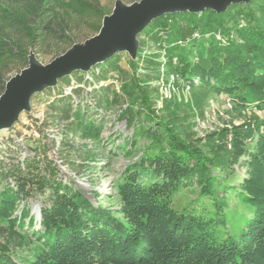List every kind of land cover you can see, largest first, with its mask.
I'll return each instance as SVG.
<instances>
[{
	"label": "trees",
	"instance_id": "obj_1",
	"mask_svg": "<svg viewBox=\"0 0 264 264\" xmlns=\"http://www.w3.org/2000/svg\"><path fill=\"white\" fill-rule=\"evenodd\" d=\"M42 2L44 6L36 11V25H29L22 16L18 19L31 44L44 40L47 33L41 32L49 29L43 27L41 16H49L52 8L47 0ZM176 20L187 22L195 32L190 39L183 36V42L177 41L182 32H176L165 44L170 70L188 81L190 88L200 82L211 91L239 93L244 104L264 102V0L232 5L224 13L168 14L154 20L138 38L146 34L161 42L160 32L167 31L168 23ZM184 42H193L192 49L184 50ZM198 42L201 47L196 51ZM174 57L177 63L173 64ZM113 58L101 64L111 66ZM28 61L27 52L12 45L0 31V95L9 81L8 73L2 70L4 62H15L24 70ZM68 78L71 76L59 84L70 83L72 92L54 95L55 119L62 116L69 120L75 110L84 132L97 138L98 128L84 121L83 109L73 105L82 88H75ZM138 87L141 106L137 111L129 109L127 123L135 137L147 135L152 143L140 162L129 167L120 188L125 221L116 218L113 211L94 205L70 185L51 177L39 178L32 188L49 190V204L41 209L42 231L35 235L41 245L25 264H264V134L256 140L258 150L249 154L245 144L252 133H235L230 148L224 147V154L215 161L158 117L145 89ZM54 88L48 90L52 93ZM135 144L133 140L131 146ZM242 160L250 178L223 186V172H233ZM146 176L158 180L145 183ZM15 184V190L9 185L0 189V220L23 229L26 211L12 217L17 203L31 192L24 179H17ZM194 185L199 188L198 205L181 208L175 197ZM232 192L244 212L235 213L231 208L228 194ZM9 252L0 248V264H17Z\"/></svg>",
	"mask_w": 264,
	"mask_h": 264
},
{
	"label": "rangeland",
	"instance_id": "obj_2",
	"mask_svg": "<svg viewBox=\"0 0 264 264\" xmlns=\"http://www.w3.org/2000/svg\"><path fill=\"white\" fill-rule=\"evenodd\" d=\"M47 1L52 12L41 17L43 27L46 25L49 29L41 32L47 33L44 40L31 44L18 19L22 16L29 25H36L39 20L37 8H42L44 2L0 0V31L12 45L27 52L28 60L35 56L42 65L63 55L73 45L98 35L104 19L113 14L118 2L130 6L141 0ZM186 24L181 20L168 23L167 31L160 32L161 42L142 34L138 38L136 56L119 53L114 56L111 66L98 64L95 72L93 67L67 79L75 88H82L73 99V105L84 110V121L98 128L97 138L84 132L75 118V110L69 120L62 116L55 119L57 113L52 110V105L57 100L54 101V95H69L72 87L67 82L64 83L67 86L58 83L54 94L50 90L36 94L30 111L24 112L11 129L0 132V189L9 185L15 190L16 180L24 179L29 182L31 192L17 203L12 217H20L26 211L28 215L22 219L26 224L23 229L12 226L9 220H0V248L8 249L17 264L31 260V255L41 245L35 235L42 231L40 213L42 207L49 204L50 192L32 188L39 178L51 177L68 184L81 191L94 205L113 211L116 218L125 221L120 188L129 167L140 162L152 143L147 135L139 133L135 137L127 123L129 109L133 107V111H137L141 106L140 85L156 115L174 126L183 140L199 146L208 158L217 161L222 157L223 148H230L235 133H252L245 149L249 154L258 150L256 140L264 134V102L244 104L239 93L211 91L200 86V82L190 88L188 81L167 66L169 59L164 47L173 34L182 32L177 41L185 40L183 36L186 39L193 37L195 30ZM192 43L184 42L183 49L191 50ZM200 47L198 42L196 51ZM138 54L146 57L139 59ZM174 63H177L176 58ZM17 66L15 62H4L2 70L8 73L7 79L21 73ZM133 140L136 144L131 146ZM249 176L243 163L236 165L233 172H223L221 177L223 186H230L248 180ZM157 180L155 176L143 178L145 183ZM198 194L199 188L194 185L184 188L175 200L181 208L197 206ZM228 199L235 213L244 212L245 208L235 193H229ZM31 221L33 228L30 227Z\"/></svg>",
	"mask_w": 264,
	"mask_h": 264
},
{
	"label": "water",
	"instance_id": "obj_3",
	"mask_svg": "<svg viewBox=\"0 0 264 264\" xmlns=\"http://www.w3.org/2000/svg\"><path fill=\"white\" fill-rule=\"evenodd\" d=\"M253 0H141L130 6L118 2L113 14L103 21L98 35L73 45L66 53L42 65L35 56L29 65L11 78L0 96V132L11 129L24 112L31 109L32 98L55 87L75 72H88L119 53L136 56L138 36L154 20L176 13H224L232 5Z\"/></svg>",
	"mask_w": 264,
	"mask_h": 264
}]
</instances>
